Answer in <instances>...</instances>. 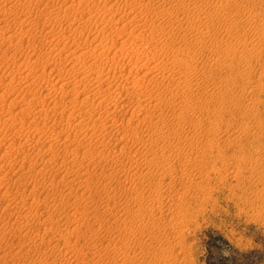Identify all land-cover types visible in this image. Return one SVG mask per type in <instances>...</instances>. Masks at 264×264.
<instances>
[{
	"label": "bare ground",
	"instance_id": "bare-ground-1",
	"mask_svg": "<svg viewBox=\"0 0 264 264\" xmlns=\"http://www.w3.org/2000/svg\"><path fill=\"white\" fill-rule=\"evenodd\" d=\"M21 1L16 0V3H12L13 5L9 4L11 6L7 8H0V21L2 22L5 19L10 8H16L18 2L21 3ZM25 1L28 2L27 5L29 6H31L29 3L37 6L43 0ZM54 1L47 0L45 3H55ZM95 1L72 0L69 5H66L68 2L65 3V6L61 9L63 11L56 10L59 12H55L57 16L55 15L54 19L58 22H61L63 17H68V13H78L81 8L83 10V13L74 18L72 22L70 21L71 23L67 21L69 24L64 26L63 30L60 29L62 32L58 33L56 28L53 29V26L47 25L49 23L46 21L49 20H45V18L48 19L49 17L43 18L42 14L46 12L40 9L41 6L39 9L42 14L36 12L38 15L35 14L34 19H27L29 18V12L27 13L25 19L27 25L25 27L29 26L30 28L26 29L28 31L26 33L39 35L37 36L38 39L33 38L35 36H30L31 39H35L33 40L34 44H32L34 51L38 47L44 46L45 42L43 41V43L40 39L43 35L47 39L46 37L49 38L50 34V42H56L55 39H57L56 45H61L62 41L65 42L64 38L68 37L66 32H70L75 36L78 35L81 43L75 45V48L69 52L67 51L68 48L70 49L68 43H64L63 46L65 47H60V51L56 54L58 59L64 55L62 58H67L68 62L70 61L69 68L66 67L67 65L61 68L60 66L63 65L59 64L60 68H58V64L56 66L49 64L51 57L53 62L58 61L56 56V60L53 56L49 57L50 52L55 48L48 52L49 47H47L46 51H43L44 53L38 56L39 52L36 59L34 58L36 63L40 58H44L41 61H44L41 73L46 74L45 67L51 66L50 70L57 73L59 78L57 79L59 84L56 83L57 81L55 83L53 81L47 82V86H51L46 87L47 89L43 87L45 93L39 92L38 87L36 88L41 82L39 78H42L41 74L36 76L40 71H35L34 66L28 60H26V63L29 64H25L26 67H21V55L16 56L18 58L14 59L12 70H9V72L12 71V74L13 71L19 72V79L13 80L15 74L10 81H6L7 78L6 80L0 79L6 81V87L3 88H6L4 93L12 95V97H9L7 94L8 98L0 99V109L2 103L13 107V109H8L7 105L8 110L4 107L6 113L4 115L0 114L2 116L0 117V126H2L0 136H4L0 139V149L3 145L8 144L7 147L3 146L5 149H2L5 154L1 155L0 153V164H2L0 169H6V176H9L17 184L19 183L20 186L22 183L21 173L22 170H25L26 175L28 173L29 177H34V187L47 188L49 193L54 194V191L56 194L53 201L48 202L44 199L46 195L42 198L41 195L37 194L39 188L36 190L32 187L34 193L32 195L37 194L36 200L40 201V205L43 203L46 209L51 208V212H48L46 218L40 219L43 222L39 223L45 224L46 230L51 231L52 236L57 237L55 233L62 236L65 244H62L63 246L52 244L55 237H50L49 242L51 244L49 245L51 247L47 251L45 250L43 257L39 260H31L30 264H56L60 257H63L60 264H74V261L77 262L76 264H87V261L79 260L78 257L82 255L80 253L83 249L78 250L74 245H71V242H74L72 241L73 237L77 238L75 241L79 240V237L87 238V240L92 237L99 238L98 241H91L94 255L92 264H98L96 257L106 251L111 252L115 257L114 264H156L155 261L163 264H175L178 260L183 261L184 255L181 257V253L186 248L181 240L182 236L180 237V234L177 233L182 232L185 227L196 220H193V214L198 215L204 209L202 203L195 202L201 201L198 193L202 192L205 197L208 196L209 198L220 188L219 186H215L214 189L213 187L207 188V182L209 186L213 182H221V180L227 179L224 177L228 176L236 182V186L242 188L243 193L251 190L256 200H261L264 197V191L263 189L260 190L261 188L258 185V182H264V149L262 150L264 147V127L259 129L257 133L252 134L250 121L247 120L248 118L257 117L255 113L260 112L258 106L261 101L258 96L262 91L264 92V0H260L262 1L260 10L256 4L258 2H256L258 10H255L254 13H252L254 10L247 11L249 12L247 15L242 13L241 19H233L235 16L230 18L232 9L233 11L237 9L238 13L244 10L238 6L233 7L234 0H126L123 4L125 14L119 13L121 9L119 8V0H103L104 3L102 4L104 5L101 8L105 13L101 16L91 15V12L95 11L93 8L95 5L101 6V1H98L97 4H95ZM251 1L253 2V0ZM5 3H8L7 0ZM25 3L23 4L26 5ZM90 3H94L93 6H89ZM51 5L52 7L55 6ZM57 8L55 7V9ZM253 8L255 9V7ZM34 9L36 8L34 7ZM86 9L88 11L84 12ZM44 10L46 9L44 8ZM98 14L100 15L99 12ZM119 14L121 15L116 19ZM238 15L240 16V14ZM18 16H15L16 19ZM127 17H130L129 21H126L125 18ZM42 18L44 21L41 20ZM6 20L7 17L4 21ZM21 21L25 22L21 19L19 24H21ZM57 21L54 23H57ZM107 22L112 26L111 28H115L120 33L128 31V26L133 24L134 28L129 30V35L134 36L136 41H132L129 35L120 43L116 40L117 38L112 40L107 38V41L102 40L97 35L92 38V30L98 33H101L102 30L105 32L104 29L107 25L105 27H102V25L107 24ZM54 23L52 24L54 25ZM210 24L213 27H210ZM48 26L51 28H48ZM59 26L62 27V25ZM246 26H249L250 30L245 31ZM14 27L12 28L14 29ZM45 29L46 32H44ZM17 30L15 29L14 33L9 35L7 34L8 30L6 31L7 35L5 30L4 32L0 31V51L14 49L12 45L21 41V32ZM84 30L89 32V35L85 37L86 39H83ZM103 32L102 35L104 36ZM26 33L25 36L28 37ZM16 38H18V41ZM46 42H48V39ZM22 43H20V46ZM130 43L133 45L132 47H137L140 43L143 44L142 49L139 48L141 50L139 54L132 50H129L130 52L126 51L129 47L127 45H130ZM56 45L54 46L57 47ZM114 46L120 49L114 50ZM6 53L5 56L9 54ZM24 61L25 59L22 63ZM63 64L65 63L63 62ZM8 69H11L10 66ZM51 71H49V74H51ZM199 72L201 74L197 75ZM32 76H35L34 78L38 80H32ZM242 76H245L244 81L235 79ZM48 78L49 75L47 78L43 77V80ZM69 78L76 80L75 84L68 80ZM87 82H91V84L88 85ZM43 83H46V81ZM21 88L26 91L24 92L26 95H21ZM16 89H19L17 93ZM189 92H192V96L202 98L207 105L211 100L218 101L217 99H220L223 103V106H221L224 109L219 107L221 109L219 110L217 108L216 112L210 114L211 116H209L208 111V116L205 119L195 120L189 117L187 111L191 106L199 108L198 103L195 102L194 105H191L192 102L188 104L184 101V95ZM56 93H59L63 99L67 98L70 102L69 106L86 105L89 108L78 113L75 108L70 111L61 109L62 102L54 101V103L51 99L56 97L54 95ZM1 95L3 94L1 93ZM132 95L137 100L133 101L137 102L138 112L141 108L146 109L147 112L145 116L140 113L142 118H139V121L136 117L137 124L133 123L132 118L123 122L124 117L118 115L119 107L126 108V113L128 112L129 97H132ZM79 96L80 100L78 99ZM233 106L239 108V114L233 112L235 111L232 109ZM143 109L141 110L143 111ZM1 110H3V107ZM81 110L83 109L81 108ZM225 113L230 114L232 117L235 114L241 128L238 127V130L236 128L233 131L232 123L230 124L228 121V123L218 122V118L215 116L217 114L224 115ZM39 118L44 120L43 125H39L42 120L37 123L36 120ZM120 118L123 120L122 122ZM52 119L53 123L50 122ZM234 120L236 121V118ZM201 121H204V131H200L201 135L199 136L197 125L201 124ZM215 126L218 127L216 131L219 132L217 143L211 137ZM134 127H136L135 131H138L140 127V129L144 128L146 132H149L148 137H151L139 139L137 134L135 135L136 132L129 134V131H133ZM8 131L12 132L14 138H20H17L16 142H8ZM28 135L31 136H29L30 139L26 137ZM21 136L23 137L21 138ZM12 138L10 139L13 140ZM107 138L110 143L114 144L110 149H107ZM24 139L25 142H23ZM42 139H47V142H49V147L46 150L40 148L44 151L40 150L44 154L55 146L62 147V153L59 152V154L54 155L55 157L52 155L46 157L42 155V152H40L41 154L37 152L35 153L37 154L36 160L33 161L31 158L32 153L30 154L29 151L32 152V149H36L39 143L43 141ZM41 144L39 146H43ZM187 146L192 147L193 151H189L186 148ZM237 146L242 150L250 149L251 152L240 153V151H236ZM214 147L218 149L215 150ZM231 149L235 154H232L231 157L229 155L230 158H228L226 154ZM8 155L13 159L9 165H6L5 163L9 160ZM225 157L232 159V161L226 160L228 163L231 162L230 165L227 162V164L224 163ZM125 160L131 162L130 166L124 162ZM212 161L213 164L210 165ZM217 161L223 163L225 166L223 167L228 171L227 174L221 172L223 168L217 167ZM25 173L22 176H25ZM48 173L50 177H46ZM168 173H171L173 177H179L180 182L177 183V186L174 183L165 181ZM137 175L142 177L138 178V182H132ZM38 176L44 178V181ZM51 176L53 177L51 178ZM78 179L81 182H79L80 180L77 181ZM114 179L122 184L120 186H118V183L115 184V189L109 186L111 182H114ZM155 179H158V182L153 183L155 186L149 192L145 189L136 190L141 180H147L151 184ZM24 180L27 179L24 178ZM47 181H50V183ZM76 182L82 183L85 187L83 193H78L79 190L74 186ZM126 182H129V185ZM0 184H2L1 181ZM61 187L64 190L59 191ZM195 188H197V191H193ZM120 190L128 194L125 201L117 198ZM4 191L1 193L0 190V195L6 199L2 203L0 201V207L15 210L13 212H17L22 217V209L26 207L28 199L22 200V196L17 198V195L16 197L12 195V197V190ZM87 193L89 199L92 195L101 197L99 201L95 199V206L90 205V203L88 204L90 206L87 204L82 205L87 200L85 197ZM32 198L34 199V197ZM72 198L75 199L74 201L77 204V208L74 207L76 209L73 212H70L71 209L68 211L60 206L63 203L68 204ZM243 198L245 199V197ZM36 200H31V204L36 205ZM147 202L149 204H146ZM132 203L134 205H131ZM114 210H118L112 216L114 219H106V215ZM35 211L33 213H37ZM258 211H262V206H256V212ZM2 212L0 211V221L5 218V214ZM142 214H147L150 217L143 225H135L129 222L130 218L137 219ZM157 214H162L163 217H158ZM22 215L29 222L30 220L39 221V218H36L37 215H34V217L36 216L35 219L34 217L31 218L28 213ZM169 215H171L170 218H168ZM9 217L12 218V216ZM100 218L103 220L99 221ZM11 221L8 220V229L5 228L8 231L5 232L4 230L5 233H0V251L9 249L4 254L1 252L3 258L9 255L19 257L21 252L27 248L29 249L27 244L24 243V239L23 243L17 241L16 246L14 245L15 249L12 247L10 249V247H6V244L4 245V239L7 235L21 234L23 230L21 222L18 220ZM105 223L109 226H115L116 231L113 235H116L115 238L120 240L121 245L115 244L113 246L99 237L103 232L102 229L106 228ZM86 227H88V230H86ZM144 228H147V230L144 231ZM137 231L140 232L138 241L133 238V233ZM163 235L171 240L170 244L167 242L169 245H165V242L155 243L162 240ZM39 236L41 235L38 234L37 237ZM43 238L41 237V240L45 241L46 239ZM32 248L33 246L30 244V249ZM175 251L177 253L174 254ZM173 259H175L174 262ZM184 260L186 259L184 258ZM182 261L179 262L182 263Z\"/></svg>",
	"mask_w": 264,
	"mask_h": 264
},
{
	"label": "rangeland",
	"instance_id": "rangeland-1",
	"mask_svg": "<svg viewBox=\"0 0 264 264\" xmlns=\"http://www.w3.org/2000/svg\"><path fill=\"white\" fill-rule=\"evenodd\" d=\"M3 0H0V3L1 4H3V5H1L0 4V8H4V7H9V6H11V5H13L12 3L14 2V3H16V0H13V1H11L10 2V0L8 1L7 0V2L8 3H5V1L6 0H4L3 2H2ZM25 0H22L21 1V3H19L18 2V5L16 6V8H10V11H7V15H6V17H7V20L6 21H4L5 19H6V17H5V19H3L2 20V22L0 21V29H2V28H4L3 30H0L1 32H4V30H5V34L7 33L8 35L10 34V33H14L13 31H15V29L17 30L18 28V30L17 31H19V32H21V37L24 39H22L21 38V41L23 42V41H25V42H19V43H17V44H14V45H12V47H14V49L13 48H10L8 51H4L3 52V50H1L0 51V79L1 80H6V78H7V80L6 81H10L11 79H12V76L14 75L15 77L13 78V80L15 79V80H17L16 78H18L19 79V76H20V73L19 72H15V71H13L14 73L12 74V71H10L9 72V70H12V66H13V62H14V59L15 58H18L19 57V55H21L20 57H21V60H22V62H23V60L25 59V61H24V63H22L21 62V67H26V65L27 64H31L32 66H34V68H35V71H37V70H39L40 72L39 73H37L36 74V76H38L39 74H41V76H42V78H39V80L41 81L40 82V84L39 85H37L36 86V88L38 87V90H39V92L40 91H42V93H45V89H47L48 87H50L51 85H48L47 86V82L48 81H53L54 83L57 81V79H59L58 78V76H57V73H55V72H53V71H51L50 69H51V66H49V67H45V69H46V74H44L43 72V74H44V76H43V74L41 73V70L43 69V64H44V61L43 62H41L42 60H44V58H40L39 60H37V63H36V56H37V54H38V56L39 55H41L42 53H44L43 51H46V49H47V47H49L47 50H48V52H50L53 48H55L54 50H52V52H50V56L49 57H51V56H53L54 58H55V60H56V57H57V59H58V56L56 55V54H58L57 52L58 51H60V49L61 48H64L65 46H63V44L64 43H68V45H69V47H70V49L68 48L67 49V51L69 52L70 50H73L74 48H75V45H77V44H79V43H81V41H80V37L78 36H75L74 34H72V33H70V32H66V34L68 35V37L66 36V34H65V38H64V41L65 42H61V45L59 44V45H56L57 43L56 42H58V40L57 39H55V41L56 42H50V34H49V38L48 37H46L47 39H48V42H46L47 41V39H45V37H44V35H43V37H44V40H43V37L42 38H40V39H42L41 41L44 43V46L43 47H38L37 49H36V51H34L33 50V46H32V44H34L33 43V40H35V39H33V38H39V37H37V36H39V35H33L32 33H26V32H28V31H26V29L28 28H30L29 26H26L25 27V25H27V22L25 21V19L27 18V13L29 12V18H27V19H34L35 18V16L36 15H38V14H36V12L37 13H39L41 10L43 11V12H46V13H43L42 14V12H40V14H42L43 15V18H45V17H49L48 19H46L45 18V20H49V21H46L47 23H49V24H47V25H49V26H53L52 28L53 29H55L56 28V32L58 33V32H62L61 30H63V27L64 26H66L67 24H69V23H71L73 20H74V18H77V16H79V14H81V13H83L82 11V8L81 9H79L78 10V13L77 12H74V13H68L69 15H71V16H69V15H67L68 17H63L62 18V20H61V22L59 23L57 20V23H54V22H56L55 21V17L57 16V13L62 9V7H64L65 6V3L66 2H68V4H66V5H69V3L72 1V0H55L54 2L55 3H45L46 1L45 0H43V1H41L42 3H39V4H37V6L35 5V4H32V3H29L31 6H29V5H27L28 4V2H24ZM64 1V2H63ZM98 1H101V6H97V5H95V7H93L94 8V10L95 11H93V12H91L92 14L91 15H98V16H101V15H103L104 13H105V11H104V13H103V9L101 8V7H103V5L104 4H102V3H104V1L103 0H96L95 2V4H97V2ZM120 2H119V8H121L120 9V12L119 13H121V14H125V7H124V2L126 1V0H119ZM250 1V2H249ZM256 2H258V3H256ZM5 3V4H4ZM23 3H25L26 5H24ZM62 3H64V4H61ZM258 5L257 7H259V10H260V8L262 7V1H260V0H257V1H255V0H253V2L251 1V0H234V2H233V7H235V6H238V7H241V9H244L243 11H240V13H238V11H237V9H235L234 11H233V9H232V11H231V13H230V15L232 16H230V18H233L234 16V18L233 19H239L240 17L242 18V16H241V14L243 13H245L246 15L250 12V11H252V10H254V11H252V13H254L255 12V10H258V8H256V4ZM9 4H11V5H9ZM44 4V5H43ZM51 4H53V5H55V6H53L52 7V5ZM57 4V5H56ZM91 4V5H90ZM89 4V6H93V4L94 3H90ZM122 4V5H121ZM261 4V5H260ZM6 5V6H5ZM59 5H61V6H59ZM250 5V6H249ZM42 8H41V7ZM51 6V8H49ZM60 8H59V7ZM255 7V9L253 8V7ZM25 7H28V8H25ZM34 7L36 8V9H34ZM38 7V8H37ZM39 7H40V9H39ZM47 7V8H46ZM55 7L57 8V9H55ZM97 7V8H96ZM249 7H251V8H249ZM21 8V9H20ZM30 8V9H29ZM44 8L46 9V10H44ZM54 8V9H53ZM93 8H91V9H93ZM28 9H29V11H28ZM48 9V10H47ZM59 9V11L57 12L56 10H58ZM64 9V8H63ZM249 9V10H248ZM251 9V10H250ZM14 10V11H13ZM22 10V11H21ZM32 12H31V11ZM34 10H35V12H34ZM36 10H38V11H36ZM49 10H52L51 12H47V11H49ZM55 10V11H54ZM80 10H81V12H80ZM105 10V9H104ZM246 10V11H245ZM15 11H17V12H15ZM61 11H63V10H61ZM86 11H88L87 9L84 11V12H86ZM237 11V12H236ZM247 11H249V12H247ZM9 12V13H8ZM34 12V13H33ZM55 12H57V13H55ZM98 12L100 13V15L98 14ZM13 14V15H11V14ZM21 13V14H20ZM51 13V14H50ZM55 13V14H54ZM77 13V14H76ZM237 13V14H236ZM26 14V15H25ZM32 14H34V15H32ZM36 14V15H35ZM44 14H46V15H44ZM74 14H75V16H74ZM121 14H119V15H117L116 16V19L117 18H119L118 16H120ZM238 14H240V16L238 15ZM242 14V15H243ZM16 15H19L18 17H17V19H16ZM23 15H24V17H23ZM30 15H32V16H30ZM50 15V16H49ZM52 15V16H51ZM56 15V16H55ZM63 15H64V13H63ZM9 16V17H8ZM13 16V17H12ZM62 16V15H61ZM239 16V17H238ZM15 17V18H14ZM19 18V19H18ZM41 19L42 21H44V19ZM61 18V17H60ZM240 18V19H241ZM10 19V20H9ZM12 19V20H11ZM14 19V20H13ZM24 20L25 22L23 23V21H21V24H19L20 22H19V20ZM66 19V20H65ZM126 19V21H129L128 19H130V17H127V18H125ZM17 21V23H16V21ZM53 20V21H52ZM8 21V22H7ZM50 21H52L51 23H50ZM69 23H68V22ZM71 21V22H70ZM6 22V23H5ZM13 22V23H12ZM66 22V23H65ZM2 23V24H1ZM16 23V24H15ZM52 23H54V25L52 24ZM63 23V24H62ZM76 23V22H75ZM121 23V22H120ZM4 24H6V25H4ZM51 24V25H50ZM14 25H15V27H14ZM18 25H19V27H18ZM21 25V26H20ZM23 25V26H22ZM59 25H62V27L61 26H59ZM85 25H86V23H85ZM88 25V24H87ZM107 25V27H106V29H104V31L105 32H103V30H102V32H103V34H105L104 36L102 35V32L101 33H98L96 30V32H94L93 30H92V35H91V37L93 38L95 35H97V36H99L102 40H106L107 41V38L109 39V40H112L113 38L114 39H116L119 43L120 42H122L123 41V39H125L128 35H129V30L130 29H133L134 28V25L133 24H130L129 26H128V28L129 29H127L128 31H125L124 33H120V32H118L117 30H115V28H111L112 26L107 22V24L105 23L104 25H102V27H105ZM48 26V28H51V27H49ZM2 27V28H1ZM9 28L10 29V27H11V29L9 30V29H6V28ZM12 27H14V29L12 28ZM21 27V28H20ZM210 27H213V25L211 26V24H210ZM249 26H246V30L245 31H248V30H250V28H248ZM111 28V29H110ZM61 29V30H60ZM86 29V28H85ZM110 29V30H109ZM248 29V30H247ZM8 30V31H7ZM12 30V31H11ZM112 30V31H111ZM7 31V32H6ZM25 31V32H24ZM109 31V32H108ZM44 32H46V29L44 30ZM108 32V33H107ZM22 33H23V36H22ZM25 33H26V35H28V37L27 36H25ZM89 32L88 31H86V30H84V32H83V35H84V38L83 39H86L85 37H87L89 34H88ZM120 33V34H119ZM6 34V35H7ZM43 34V33H42ZM47 34V33H46ZM45 34V35H46ZM106 34H107V36H106ZM74 35V36H73ZM87 35V36H86ZM113 35V36H112ZM117 35H120V36H117ZM33 37V36H35V37H33L32 39H31V37ZM70 36V37H69ZM112 36V37H111ZM71 37H76V38H74V39H72ZM90 37V38H91ZM102 37H104V38H102ZM111 37V38H110ZM129 37H131L132 39V41H136V38H134V36L132 37V35H129ZM99 38V39H100ZM79 39V40H78ZM16 40L18 41V38H16ZM76 41V42H73V41ZM78 40V41H77ZM130 40V41H131ZM114 41V40H113ZM90 42V41H89ZM20 43H22L21 44V46H20ZM73 43V44H72ZM76 43V44H75ZM40 45H42V44H40ZM54 45H56L57 47H55ZM72 45H74V46H72ZM19 46V47H18ZM50 46H52V47H50ZM63 46V47H62ZM127 46H129V47H127V49H126V51H133V52H138V54L140 53V49L139 48H141L142 49V46H143V44L142 43H140L137 47L135 46V47H132L133 45H131V43H130V45L128 44ZM18 47V49L16 50V48ZM61 47V48H60ZM130 47H132V48H130ZM5 49H6V47H4ZM3 48V49H4ZM56 48H58V49H56ZM86 48V47H85ZM87 48H88V45H87ZM129 48V49H128ZM134 48V49H133ZM4 49V50H5ZM11 49H13V50H11ZM113 49L114 50H118V49H120V48H118V47H116V46H114L113 47ZM138 49V50H137ZM32 50V51H31ZM50 50V51H49ZM129 51V52H130ZM5 52H7V53H9V54H7L6 56L4 55L5 54ZM1 53H3V54H1ZM55 53V54H54ZM28 55V56H27ZM35 55V56H34ZM16 56H18V57H16ZM56 56V57H55ZM30 57V58H29ZM62 57H64V55L62 56ZM62 57H59V59H61V60H59L58 59V61L56 60V62H53L52 61V57L50 58V63L49 64H52V65H57V67L58 68H63V67H65L66 65V67H68L69 68V66H70V61L68 62V60H67V58H62ZM3 58V59H2ZM35 58V59H34ZM13 59V60H12ZM8 60H10V61H8ZM26 60H28V62L26 63ZM64 60H66V61H64ZM31 61V62H30ZM35 62V63H34ZM61 62V63H60ZM63 62L65 63V64H63ZM101 62L103 63V61H102V59H101ZM141 62V61H140ZM144 62V61H143ZM67 63V64H66ZM26 64V65H25ZM34 64V65H33ZM37 64V65H36ZM42 66H41V65ZM63 65V66H60V65ZM37 67H36V66ZM9 66H10V68L11 69H8L9 68ZM60 66V67H59ZM1 67H2V69H1ZM42 67V68H41ZM6 71H5V70ZM51 71L50 73L51 74H49V71ZM21 71H22V69H21ZM48 71V72H47ZM8 72H9V74H8ZM4 73H5V75H4ZM18 73V74H17ZM201 73L199 72L197 75H200ZM17 75V76H16ZM48 75H49V80L48 79H46V80H43V77L44 78H47L48 77ZM51 75V76H50ZM3 76V77H2ZM10 76H11V78H10ZM35 77V76H34ZM33 76H32V80L33 79H35ZM5 78V79H4ZM10 78V79H9ZM242 78V79H241ZM241 78H239V77H236L235 79L237 80V81H239V80H242V81H244L243 79L245 78V76H242ZM51 79V80H50ZM0 80V99H2V98H8V96H7V94L6 93H4L5 92V89H3L4 87H6V81H1ZM35 80H38V79H35ZM68 80H71L74 84H75V82H76V80H72V78L70 79H68ZM46 81V83H43V82H45ZM247 81V80H246ZM42 83V84H41ZM57 84H59V82L57 81L56 82ZM89 83V84H88ZM87 84L88 85H90L91 84V82H87ZM263 85V84H262ZM3 86V87H2ZM45 89H44V88ZM47 87V88H46ZM22 89V88H21ZM2 90H3V92H2ZM17 91H19V89L17 90L16 89V93H17ZM24 92H26V91H24L23 89L21 90V95L23 96V94L24 95H26V93H24ZM1 93L3 94V95H1ZM57 94H59V93H56V94H54V95H56V97L55 96H51V97H55V98H51L52 99V102H54V101H56V102H62V104H61V109H66V111H70L71 109L73 110L74 108H75V110H76V112L78 113L79 111L80 112H82V111H84L85 109H87L88 110V108L89 107H87L86 105H80V106H78V107H75V106H69L70 105V102L68 101V99L67 98H64L63 99V97L59 94V95H57ZM192 94V92H189L188 94H185L184 95V101L185 102H187L188 104H190L191 102L193 103H191V105H194V103L195 102H197L198 103V107L199 108H194L193 106H191L189 109H188V114H189V117H191V118H193V119H195V120H198V121H200V120H203V119H205V117H207L208 116V111H209V116H211L210 114H212L213 112H216V110H217V108H222V109H224L222 106H223V103H222V100H220V99H217L218 101H216V100H211L210 101V103L207 105V103L205 104V101L202 99V98H197V97H195V96H192L191 95ZM9 95V94H8ZM43 95V94H42ZM12 97V95H9V97ZM21 96V97H22ZM59 96H61V97H59ZM192 97V98H191ZM259 98V100H261L260 101V107L258 106V109H260L259 111L260 112H258V113H255V115L258 117H252V116H250V117H252L251 119H247L248 120V122L251 124V129H252V134L254 133V132H256L257 133V131H259V129H262L263 127H264V124H262V123H264V92L262 91L260 94H259V96H258ZM23 98V97H22ZM61 98V99H60ZM130 98V100H129V103L130 104H128V106H127V109H128V112L126 113V108H122V107H119L118 108V115L120 116V117H124V121L123 120H121V118H120V120H121V122L123 121V122H125V120H127V119H129V118H132L133 119V123L134 124H137L138 123V121H139V118L141 119L142 118V116H145V114L147 113L146 112V109H143V108H141V109H143V111L140 109L139 111L140 112H138V110H137V105H136V103L137 102H134L133 100H136V98H135V96L133 97V95H132V97H129ZM132 98V99H131ZM133 98H135V99H133ZM54 99V100H53ZM56 99H59L58 101L56 100ZM78 99L80 100L81 98H80V96L78 97ZM61 100V101H60ZM131 100H132V102H131ZM192 100V101H191ZM137 101V100H136ZM263 102V103H262ZM55 103V102H54ZM0 104H1V100H0ZM263 104V105H262ZM8 104H3L2 103V107H3V110H1L2 109V107H1V109H0V111H1V115H4L5 113H6V111H4L5 109L6 110H8V109H13V107H10L9 105H8V109H7V106ZM72 105V104H71ZM222 105V106H221ZM262 105V106H261ZM64 106H67V107H64ZM136 108H135V107ZM4 107H5V109H4ZM133 107H134V110H133ZM237 106H233L232 107V109L233 110H235V111H233V112H236V114H239V108H236ZM81 108L83 109V110H81ZM122 108V109H121ZM219 108V110H221ZM78 110V111H77ZM145 110V111H144ZM134 111V112H133ZM142 111V112H141ZM168 111V110H167ZM178 111H179V109H178ZM135 112H137V113H135ZM144 112V113H143ZM238 112V113H237ZM138 113H139V115H138ZM140 113H142L141 115H140ZM207 114V115H206ZM125 115V116H124ZM132 115V116H131ZM136 115H138V116H136ZM259 115V116H258ZM130 116V117H129ZM133 116H135V117H133ZM223 116V117H222ZM0 117H2V116H0ZM127 117V118H126ZM136 117H137V119H138V121H137V119H136ZM216 118H218V122H221V121H223L224 123H232L231 125H233V131L236 129V130H238L239 128L238 127H240L241 128V125L239 124V122H238V119H237V117L235 116V114H234V117H232L230 114H227V113H225L224 115H220V114H217L216 116H215ZM262 117V118H261ZM54 118V117H53ZM214 118V117H213ZM231 118V119H230ZM236 118V121L234 120ZM260 118V119H259ZM41 120L42 119H37L36 121H37V123H40L41 122ZM251 120H254V121H251ZM259 120H261V121H259ZM262 120H263V122H262ZM35 121V122H36ZM43 121L44 120H42V122L39 124V125H43ZM228 121V122H227ZM50 122H52L53 123V119H52V121H50ZM254 122V123H253ZM260 123V125H259V123ZM203 123H204V121H201V124H198L197 125V128H198V134H199V136L201 135V132L200 131H204V126H203ZM224 123H223V125H224ZM257 123V124H256ZM186 124V123H185ZM184 124V125H185ZM202 125V126H201ZM236 125V126H235ZM237 125H239V126H237ZM254 125V126H253ZM263 125V126H262ZM59 126V125H58ZM57 126V127H58ZM235 126V127H234ZM258 126H260V127H258ZM262 126V127H261ZM258 127V128H257ZM141 128V127H140ZM138 129V131H135L136 130V127H134V129H133V131L131 130V131H129V134L130 133H135V135L137 134V137L140 139H147V138H150L151 136H149L148 137V135H149V132L147 131L146 132V130L144 129V128H142V129ZM0 129L2 130V126H0ZM59 129V128H58ZM145 131H144V130ZM186 129H188V127H186ZM216 129H218V127L217 126H215V129H214V132L213 133H211V137L213 138V140H214V142L215 143H217V137H218V134H219V132L218 131H216ZM1 130H0V135L2 134V132H1ZM194 130V129H193ZM144 131V132H143ZM143 132V133H142ZM74 133H76V132H74ZM139 133V134H138ZM7 134L9 135V136H7V141L8 142H10V141H17V138H20V137H17V138H14L13 137V135H12V132L11 131H8L7 132ZM142 134H143V136H142ZM30 135H28V136H26L28 139H30V137H29ZM12 138L13 140H11L10 138ZM23 136H21V138H22ZM2 138H4V136L2 137V136H0V139H2ZM208 139H209V137H208ZM43 141L42 142H40L39 143V145L41 144V145H43V146H37L36 147V149H37V151H36V149H32V152H31V150L29 151V153L31 154V158H32V160L34 161V160H36V157H37V154H35V153H37V152H42L43 150L42 149H44V150H46L49 146V142H47V139L46 140H44V139H42ZM5 141V140H4ZM6 141V142H7ZM23 142H25V139L23 140ZM29 142H31V141H29ZM107 142H108V145H107V149H110V148H112L113 146H114V144L113 143H110V141L108 140V138H107ZM4 147H7L8 146V144H5V145H3ZM2 146V148L0 149V151H4V150H2V149H5L4 147ZM42 147V149H40ZM190 146H187L186 148H188V150L189 151H193V148L192 147H190ZM62 147H59V146H55L52 150H50V151H48V152H45V154L42 152V155H45L46 157H50L51 155L52 156H54V155H57V154H59V152H61L62 153V149H61ZM39 149V150H38ZM214 149L215 150H217L218 148H216V147H214ZM264 149V147L262 148V150ZM40 150H42V151H40ZM35 151V152H34ZM236 151H240V153H248L249 151L251 152V150L249 149V150H242L240 147H236ZM2 152H0L1 153V155L2 154H5L4 152L2 153ZM33 154H34V156H33ZM41 154V153H40ZM232 154H235V153H233V149H231L230 151H228L227 152V154H226V157H228V158H230L231 156H232ZM229 155H230V157H229ZM8 161H7V163H5L6 165H9V163H11V160L13 159V157H11V156H9L8 155ZM15 157V156H14ZM55 157V156H54ZM225 157V158H226ZM228 158H226V159H224L223 161H224V163L225 164H227L228 163V161H232V159H228ZM228 159V161H226ZM125 163H127V165L128 166H130L129 164H131V162L130 161H128V160H125L124 161ZM130 162V163H129ZM227 162V163H226ZM230 163L231 162H229L228 164L230 165ZM111 164V163H110ZM213 164V161L211 162V164L210 165H212ZM217 167L218 168H223V169H221V172H225L224 174H227V172L228 171H226V168H224L225 166L223 165V163L222 162H220V161H217ZM1 165L2 164H0V167H1ZM5 165V166H6ZM4 166V168H6ZM224 166V167H223ZM231 167H233L232 165H231ZM110 169V168H109ZM224 169H225V171H224ZM6 169L4 170L3 168H1L0 169V181H1V183L2 184H0V190H1V193L5 190H7V191H11L13 194H11V196L13 195L14 197H16V195H17V198H19V197H21V199L22 200H26V198L29 200H27V204L25 205L26 207H24V208H26V209H22V213H21V216L22 217H20L19 216V214L17 213V212H13V211H15V210H12V209H9V208H5V207H0V211H3L2 213H4L5 214V218L3 219V220H1L0 221V233H5L6 231H8V230H6V229H8V225H7V223H8V220H12V221H14V220H18L19 222H21V227H22V232H21V234H18V233H16V235H12V234H9V235H7L6 237H5V239H4V245L6 244V247H10V249H11V247L12 248H16V247H14V245L16 246V243H17V241L19 242V241H21V243H23L24 241V243H26L27 244V246L29 247V249L27 248L26 250H24L23 252H21V257L19 256V257H16V256H12V255H9V256H7L6 258H3L2 257V255H1V252L4 254V252H8L9 251V249L8 250H6V251H3V250H1L0 251V264H30V261L31 260H34V259H37V260H39L41 257H43V255L45 254V250L47 251L51 246L49 245V244H51L50 242H49V238L50 237H53L52 236V234H51V231H49V230H46L47 228H45V224H41L42 222H43V220H40V219H43V218H46L47 217V214H48V212L50 213L51 212V208H47V209H49V210H47L46 209V206L45 205H43V203L40 205V201L38 202V200H36L37 199V194H39V195H41V197L42 198H44L43 196H45L46 198H44V199H46V201H48V202H50V201H53V198H55V196H56V194H55V192L53 191V193L54 194H52V192L51 193H49V191H47V188H39L40 186H38V188H39V190H38V188L37 187H34L33 185L35 184V182H33L34 181V177L33 176H28V173H27V175H26V173H25V170H22V175H24V173H25V176H22L21 175V186H20V184L18 185L16 182H14V180H12L9 176L7 177L6 176ZM139 172H140V169H139ZM223 174V177L225 176ZM50 177V174L48 173L47 174V176L46 177ZM23 177V178H22ZM53 176H51V178H52ZM139 177H142V176H140V175H137V177L132 181V182H138V178ZM172 177V178H171ZM24 178H26L27 180H24ZM31 178H32V180H31ZM38 178H41V180L42 181H44V178H42L41 176L39 177L38 176ZM50 178V179H51ZM224 178H227V179H223V181L221 180V182H213V183H211V184H209V186H208V182L206 183V187L207 188H211V187H213V189H214V187L215 186H219L220 188L218 189V190H216V192L214 193V195L213 196H210L209 198L211 199H209L208 198V196H206L205 197V195L202 193V192H200V193H198V195H199V198H200V200L201 201H195V202H200V204L202 203L203 204V211L200 213V214H198V215H195V214H193V220L194 219H196V220H194L193 222H191L189 225H188V227H185L184 228V230L182 231V232H178L177 234H180V237H181V240L184 242V244L186 245V248L185 249H183V253H181V257H183V255H184V258L186 259V260H184V258H183V261L182 260H178L177 261V263H175V264H264V197L261 199V200H256V198H254L255 196L252 194V191L250 190H248L247 192H245V193H243V191L241 190L242 188L240 187V186H236V182L233 180V179H230L228 176H225ZM229 178V179H228ZM47 180H49V178H47ZM80 179H78L77 181H79ZM229 180V181H228ZM23 181H25V182H23ZM30 181V182H29ZM46 181V180H45ZM166 182H170V183H174L176 186H177V183H179L180 182V180H179V177H173V175L171 174V173H168L167 174V176H166V180H165ZM172 181V182H171ZM249 181V180H248ZM258 181V180H257ZM20 182V181H19ZM48 183H50V181H47ZM79 182H81V180L79 181ZM79 182H76V184L74 185V186H76L75 188L76 189H78L79 190V194L82 192H84L85 191V187L82 185V183H79ZM156 182H158V179L156 180H154V181H152V183L150 184V183H148L147 182V180L145 181V180H141V182H140V184H138L137 185V188H136V190H143V189H145V191H147V192H149L150 190H151V188H154V186H155V184L153 185V183H156ZM23 183H25L26 185H28V184H30V185H28V186H26V185H24ZM117 183H118V186H120V185H122V184H120L118 181H117V179H114V182H111V184L109 185L110 186V188H114L115 189V186L117 185ZM125 183V182H124ZM127 183V185H129V182H126ZM257 183V182H256ZM78 184H79V186H78ZM116 184V185H115ZM24 185V186H23ZM81 185V186H80ZM151 185V186H150ZM258 185H259V188H261L260 190H262L263 189V191H264V182H258ZM78 186V187H77ZM205 186V185H204ZM32 187H34V188H36V190H38L37 191V194L36 195H32V194H34L33 193V188ZM9 190H8V189ZM18 188H20V189H18ZM25 188V189H24ZM235 188H236V190H235ZM11 189V190H10ZM240 191H239V190ZM62 190H64V188H60V190L59 191H62ZM4 191V192H5ZM6 191V192H7ZM15 191V192H14ZM40 191V192H39ZM47 191V192H46ZM193 191H197V188H195V189H193ZM233 191V192H232ZM0 193V194H1ZM15 193V194H14ZM25 193V194H24ZM41 193V194H40ZM47 193V194H46ZM249 193V194H248ZM19 194V195H18ZM31 194V195H30ZM50 194V195H49ZM192 194V193H191ZM48 195V196H47ZM51 195H54L53 197L51 196ZM12 196V197H13ZM201 196H203V197H201ZM4 197V196H3ZM2 197V195H0V201H1V203L4 201V200H6V199H4ZM32 197H34V199L32 198ZM36 197V198H35ZM47 197H49V198H47ZM86 199L87 200H89L88 201V203H87V200L84 202V204H82V205H85V204H89L90 203V205H94L95 206V202H96V200H100V196L98 197L97 195H95V196H91L90 197V199H89V197H88V193L86 194ZM98 197V198H97ZM237 197H239V198H237ZM243 197H245V199L243 198ZM117 198L119 199V200H121V201H125L127 198H128V194L126 193V192H124V191H122V190H120L119 192H118V196H117ZM207 198V199H206ZM214 198V199H213ZM254 198V199H253ZM48 199V200H47ZM50 199V200H49ZM73 199V200H72ZM71 199V201L68 203V204H66L65 205V203H63V205L62 204H60V206L64 209H67L68 211L70 210V212H73L77 207V204L75 203L76 201H74L75 199L74 198H72ZM96 199V200H95ZM204 199H206V200H203ZM243 201H242V200ZM33 201V200H36V205H32L31 204V202L30 201ZM166 200V199H165ZM247 200V201H246ZM38 202V203H37ZM166 202V201H165ZM243 202V203H242ZM32 205V207L30 206V204ZM75 203V204H74ZM73 206V205H75V206H71V205ZM146 204H149V202H147ZM263 204V205H262ZM38 205V206H37ZM69 205V206H68ZM90 205H88V206H90ZM131 205H134V203H132ZM254 205V206H253ZM257 207H261L262 206V211H258V212H256V206ZM34 206V207H33ZM39 206H40V208H39ZM45 206V207H44ZM65 206V207H64ZM255 208H253V207ZM38 207V208H37ZM74 207H76L75 209H74ZM33 208V209H32ZM69 208V209H68ZM251 208H253V209H251ZM44 209H46V210H44ZM83 209V208H82ZM24 210V211H23ZM30 210V211H29ZM35 210H37V211H35ZM84 210V209H83ZM27 211H29V212H27ZM32 211V212H31ZM37 212V213H33V212ZM41 211V212H40ZM116 211H118V210H114L113 212H109L110 214H107L106 215V219H111V220H113L114 218L112 217L115 213H117ZM260 212V213H259ZM11 213H15V214H11ZM23 213H28V215L32 218V217H34V215H37V217L36 218H39V221H34V220H30V222H29V220H27L25 217H23ZM18 214V215H17ZM32 216H31V215ZM39 214H43V215H39ZM46 214V215H45ZM81 214V213H80ZM79 214V216H81ZM112 214V215H111ZM16 215V216H15ZM109 215V216H108ZM9 216H12V218H10ZM39 216V217H38ZM112 218H111V217ZM157 216L158 217H163V215L162 214H157ZM170 216L171 215H169V217L168 218H170ZM195 216V217H194ZM9 217V218H8ZM35 217H34V219H35ZM41 217V218H40ZM148 217V218H147ZM23 218V219H22ZM148 219H150V217L147 215V214H142L139 218H137V219H133V218H130V220H129V222L130 223H133V224H135V225H143ZM103 219H99V221H102ZM11 221V222H12ZM34 221V222H33ZM6 222V223H5ZM25 222H27V223H25ZM32 222V223H31ZM39 222H41V223H39ZM160 222V221H159ZM24 223V224H23ZM26 224V225H25ZM44 225V226H43ZM25 226V227H24ZM30 227V228H29ZM105 227L106 228H104V229H102L103 230V232L100 234V238L103 240V241H105L106 243H111V245H121L120 244V240L119 239H117V238H115V236L116 235H113V234H115V231H116V228H115V226H109L107 223H105ZM2 228V229H1ZM6 228V229H5ZM41 228V229H40ZM87 228V229H86ZM85 229L86 230H88V227H86ZM108 228V229H107ZM4 230H5V232H4ZM30 230V231H29ZM43 230V231H42ZM145 230H147V228H144V231ZM35 232V233H34ZM139 233L140 232H134L133 233V238L135 239V240H139L140 238H139ZM18 234V235H17ZM22 234H24L23 236H22ZM26 234H28V235H26ZM38 234L39 235H41V236H39V237H37L38 236ZM55 234H57L56 236L57 237H55L54 239H53V241H52V244H59V246H63L65 243H63L64 242V238L62 237V236H60L58 233H55ZM10 235H12V236H10ZM20 235V236H19ZM30 235V236H29ZM61 237V239H59L60 237ZM161 235V234H160ZM160 235H158L159 237H160ZM27 236V237H26ZM37 237V238H35V237ZM43 236H44V238H43ZM114 236V237H113ZM164 236V235H163ZM20 237H21V240H20ZM25 237V238H24ZM30 237V238H29ZM34 237V238H33ZM41 237L43 238V239H46L45 241H42L41 240ZM109 237H112V238H109ZM19 238V239H18ZM30 239V241H29V239ZM58 238V239H57ZM23 239H24V241H23ZM34 239V240H33ZM77 238H75V237H73V240L72 241H74V242H71V245H74L76 248H78V250L79 249H83L82 251H81V253L80 254H84L83 256L82 255H80V256H78L79 257V260H84V261H87L88 263L87 264H92L93 262V258H94V255H93V250H92V247H91V241L92 242H94V240H97L98 241V239L99 238H97V237H92V238H90L89 240H87V238H83V237H79L78 239L79 240H77V241H75ZM106 239H108V240H106ZM112 239V240H111ZM113 239H115V240H113ZM28 240V241H27ZM109 241V242H108ZM117 241V242H116ZM13 242V243H12ZM164 243L165 242V245H169L170 243H171V240L169 239H167V237H165L164 236V238L162 239V240H160V241H157V242H155L156 244L157 243ZM167 242L169 243V244H167ZM11 244V245H10ZM30 244H31V246H33V248L32 249H30ZM63 244V245H62ZM81 244V245H80ZM9 245V246H8ZM79 246V247H77V246ZM157 246V245H156ZM73 247V246H72ZM85 249V250H84ZM31 252H30V251ZM185 250H186V252H185ZM92 251V252H91ZM178 251V250H177ZM177 251H175L174 252V254L175 253H177ZM186 253V254H185ZM187 256V258H186V256ZM11 257V258H10ZM38 257V258H37ZM82 258V259H81ZM96 259H98L97 260V262H98V264H114V260H115V257L111 254V252H109V251H106V252H102V253H100V255H99V257H96ZM61 260H63V257H60L58 260H57V262H56V264H60V262H61ZM175 261V259H173V262ZM179 261H182V263L181 262H179ZM156 262V264H163V263H160L159 261H155ZM179 262V263H178ZM77 262L76 261H74V264H76Z\"/></svg>",
	"mask_w": 264,
	"mask_h": 264
}]
</instances>
